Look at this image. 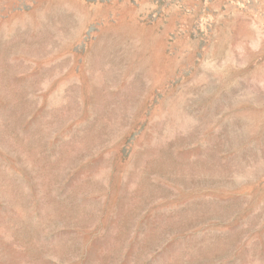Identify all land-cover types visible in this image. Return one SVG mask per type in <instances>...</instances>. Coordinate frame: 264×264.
Returning <instances> with one entry per match:
<instances>
[{
  "label": "rangeland",
  "instance_id": "1",
  "mask_svg": "<svg viewBox=\"0 0 264 264\" xmlns=\"http://www.w3.org/2000/svg\"><path fill=\"white\" fill-rule=\"evenodd\" d=\"M0 264H264V0H0Z\"/></svg>",
  "mask_w": 264,
  "mask_h": 264
}]
</instances>
